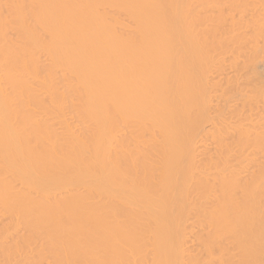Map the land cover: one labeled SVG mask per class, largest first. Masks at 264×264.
<instances>
[{
  "label": "bare ground",
  "instance_id": "bare-ground-1",
  "mask_svg": "<svg viewBox=\"0 0 264 264\" xmlns=\"http://www.w3.org/2000/svg\"><path fill=\"white\" fill-rule=\"evenodd\" d=\"M261 57L264 0H0V264H264Z\"/></svg>",
  "mask_w": 264,
  "mask_h": 264
},
{
  "label": "rangeland",
  "instance_id": "rangeland-1",
  "mask_svg": "<svg viewBox=\"0 0 264 264\" xmlns=\"http://www.w3.org/2000/svg\"><path fill=\"white\" fill-rule=\"evenodd\" d=\"M261 58H262V57H261ZM261 58H260V59H261ZM262 59H264V58H262ZM262 59H261V60H262ZM258 60H259V59H258ZM259 61H260V60H259ZM259 61H257V68L260 67V66H261V68L264 67V63H262L263 61L261 62V63L263 64V66H262L261 63L258 64ZM261 68H260V69H261ZM258 69H259V68H258ZM258 69H257V72H259V73L261 72V70H262V71L264 70V68H262V69L259 70V71H258ZM261 74H262L261 77H262V79L264 80V74H263V72H262ZM207 143H208V146H207V147H208L210 150L213 151V147H214V145H212L213 143H212V142H207ZM211 143H212V144H211ZM210 144H211V145H210ZM189 241H190V242H189L190 247L194 249V248H195V247H194L195 245H194V243H193V239H192L191 237H190Z\"/></svg>",
  "mask_w": 264,
  "mask_h": 264
}]
</instances>
